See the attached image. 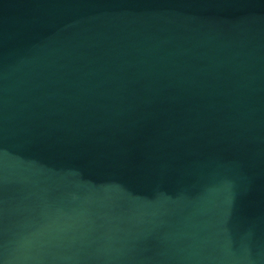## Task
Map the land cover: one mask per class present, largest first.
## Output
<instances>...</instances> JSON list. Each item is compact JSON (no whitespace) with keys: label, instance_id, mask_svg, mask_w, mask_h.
Masks as SVG:
<instances>
[{"label":"water","instance_id":"1","mask_svg":"<svg viewBox=\"0 0 264 264\" xmlns=\"http://www.w3.org/2000/svg\"><path fill=\"white\" fill-rule=\"evenodd\" d=\"M0 264H264V0H0Z\"/></svg>","mask_w":264,"mask_h":264}]
</instances>
